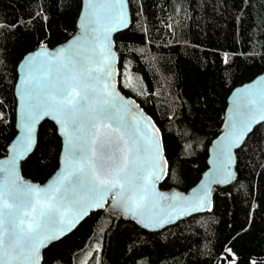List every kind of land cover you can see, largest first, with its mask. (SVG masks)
Listing matches in <instances>:
<instances>
[{
  "label": "trees",
  "instance_id": "1",
  "mask_svg": "<svg viewBox=\"0 0 264 264\" xmlns=\"http://www.w3.org/2000/svg\"><path fill=\"white\" fill-rule=\"evenodd\" d=\"M82 0H0V157L16 133L17 65L76 28ZM131 25L115 35L119 88L161 129L164 190H188L207 167L231 90L264 71V0H129ZM227 57V62H225ZM56 124L41 122L23 174L44 182L58 167ZM237 178L216 186L210 209L159 231L92 211L42 251V264H264V122L237 150Z\"/></svg>",
  "mask_w": 264,
  "mask_h": 264
},
{
  "label": "water",
  "instance_id": "2",
  "mask_svg": "<svg viewBox=\"0 0 264 264\" xmlns=\"http://www.w3.org/2000/svg\"><path fill=\"white\" fill-rule=\"evenodd\" d=\"M97 21L92 23V21ZM132 23V14L129 0H82L81 8L76 20V28L73 34L65 41L53 46H39L27 52L17 65V80L14 85L16 96V133L7 144L6 153L0 157V190L5 185L12 187L11 182L16 181V187L33 189L39 192L41 203L46 194L59 195L54 189L59 186L64 192L68 188L69 181L64 177L69 171H73L76 162L70 155L69 133L71 128L65 131V125L59 116L50 108L32 107L29 97L31 81L27 75L28 66L58 67L67 59L75 55H86L96 60L101 56L107 58L111 64L109 71L114 75L101 76L97 88L107 84L106 98L119 109V114L124 117L126 125H131L139 130L140 139L146 142V152L141 161L146 162L147 180L143 186H135L120 195V189L113 188L106 193L90 194L85 188H75L76 196L82 199V204L73 206L68 215L75 219L83 211V216L75 225L68 229L67 217L62 223L50 225L40 235L34 244L37 251L31 253L35 264H42V251L51 243L60 240L71 233L92 211L107 207L111 214H117L125 219H130L149 231H159L178 222L186 216L202 213L212 207L214 189L216 186H227L237 178V150L247 139L253 129L264 122L261 112L264 111V71L249 81L235 86L227 97V104L223 113V119L219 133L211 140L208 146L207 167L202 172L199 180L188 190L173 187L164 190L159 186L168 173V160L165 155L164 141L161 129L157 126L153 117L147 113L139 101L130 95H126L119 88L118 52L115 49V35L119 31L127 29ZM37 80L41 74L36 73ZM255 101V103H252ZM31 108L34 123L30 140L26 136L25 113ZM254 111L255 119L250 129L243 135H239L243 127L242 121H246L249 110ZM50 119L56 124L57 132L61 137L62 145L59 154L57 169L44 181L38 182L24 176L22 162L35 150L38 142V131L41 122ZM102 132L108 135H117L110 127H103ZM123 131V129L121 130ZM154 177H159L154 179ZM36 191L31 194L32 203L36 210L29 212L25 220V227L35 222L40 206L36 204ZM73 191L68 193L69 199ZM133 192H143L133 195ZM23 195V191L19 193ZM10 205L4 209L5 213L15 212V201L11 196L4 198ZM4 201L0 200V204ZM56 235L58 238L49 240L48 237ZM7 243V241H6ZM0 259L3 264H26L24 257H16L10 249L7 252L0 250Z\"/></svg>",
  "mask_w": 264,
  "mask_h": 264
},
{
  "label": "snow or ice",
  "instance_id": "3",
  "mask_svg": "<svg viewBox=\"0 0 264 264\" xmlns=\"http://www.w3.org/2000/svg\"><path fill=\"white\" fill-rule=\"evenodd\" d=\"M110 68L106 57L92 60L82 54L72 56L58 67L28 66L27 75L31 81L28 91L32 107L50 108L63 117L60 122L65 125V131L71 128L70 155L76 166L64 177L65 180L71 177L68 188L61 192L57 186L53 191L59 195L46 194L42 198L43 203L38 191L21 190L16 187L15 180L11 182V188L5 185V189L0 190V200L4 201L0 204V250L7 252L10 249L17 258L24 257L26 264H35L31 258V253L37 251L34 241L50 225L62 223L67 217L66 227L71 229L83 216V211L75 219L68 215L73 206L82 204V199L73 191L75 188H85L88 193L95 195L118 187L122 195L137 185L142 187L147 180L146 162L141 161L147 150L146 142L140 139L138 129L125 124L119 109L106 98L110 95L106 92L108 85L97 88L101 76L107 78L114 75L109 71ZM36 73L41 74L40 80L36 79ZM261 118L264 119V111L261 112ZM34 119L30 108L25 113V130L29 140ZM254 119V111L250 109L246 121L241 122L243 127L239 135L250 129ZM103 127H110L117 135L103 133ZM21 191L22 196L19 194ZM34 191L40 210L35 222L25 227L23 217L29 215L26 209L36 210L31 199ZM70 191H73L71 199L68 197ZM133 195H140L143 199V192H133ZM8 196L15 201V212L4 211L10 207L4 199ZM56 238V235L48 237L49 240ZM0 264H3L2 259ZM225 264H235L230 249Z\"/></svg>",
  "mask_w": 264,
  "mask_h": 264
},
{
  "label": "rangeland",
  "instance_id": "4",
  "mask_svg": "<svg viewBox=\"0 0 264 264\" xmlns=\"http://www.w3.org/2000/svg\"><path fill=\"white\" fill-rule=\"evenodd\" d=\"M228 250H229V249H227V250L225 251V253H224V256H225V257L228 256ZM231 253H232V251H231ZM232 254H233V253H232ZM233 258H235L234 254H233Z\"/></svg>",
  "mask_w": 264,
  "mask_h": 264
}]
</instances>
